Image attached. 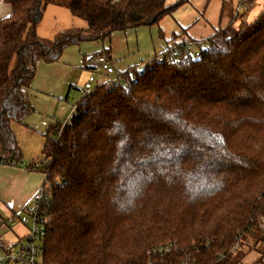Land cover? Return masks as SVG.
Returning <instances> with one entry per match:
<instances>
[{
  "label": "trees",
  "instance_id": "trees-1",
  "mask_svg": "<svg viewBox=\"0 0 264 264\" xmlns=\"http://www.w3.org/2000/svg\"><path fill=\"white\" fill-rule=\"evenodd\" d=\"M4 1L0 164L17 165L11 125L34 111L27 91L39 61L156 25L186 0H69L86 28L50 39L36 28L55 0ZM232 23L199 40L208 46L197 57L160 52L123 70L125 81L96 86L70 121L48 125L43 158L26 165L44 174L50 195L36 209L45 227L40 264H182L189 256L247 264L252 250L251 264H264V8L251 23ZM101 55L111 61L105 46L91 57ZM167 243L175 245L168 254L148 253Z\"/></svg>",
  "mask_w": 264,
  "mask_h": 264
},
{
  "label": "crops",
  "instance_id": "crops-1",
  "mask_svg": "<svg viewBox=\"0 0 264 264\" xmlns=\"http://www.w3.org/2000/svg\"><path fill=\"white\" fill-rule=\"evenodd\" d=\"M176 1L166 0V4H173ZM240 1L186 0L170 14L162 17L156 25L115 31L103 42H81L66 47L56 62L39 61L27 91L34 111L22 122L17 123L16 129L13 128L15 139L18 140V134H23V129H26L25 135L29 139L39 136L40 141L44 142V133L48 125L62 119L70 109L68 94L71 90L82 85L91 72L98 73V62L95 57H91V54L102 46L110 49V59L115 70L123 71L131 66H141L156 54L166 50L172 41L207 39L231 22L237 29L246 23H251L264 8V0H255L247 8L245 5H240ZM68 2L69 0H55L47 4L46 8L48 5L52 7L47 9L54 14L55 22L65 13L63 10L55 9H65L71 17L78 18L70 14L66 7ZM10 12L11 5L0 0V18L9 15ZM40 24L41 22L36 28L39 37L50 39L49 36L58 33L55 23L49 29L53 32L52 35H49L48 31L44 32L43 28L40 31ZM16 142L18 145L19 142ZM18 147L21 150L19 145ZM23 162L24 164L17 165L0 164V220L8 222L10 237L25 236L28 232L31 220L26 210L30 206L33 193L45 181L42 172L26 168V165L31 163ZM258 255L257 251H250L243 261L251 264Z\"/></svg>",
  "mask_w": 264,
  "mask_h": 264
},
{
  "label": "built area",
  "instance_id": "built-area-1",
  "mask_svg": "<svg viewBox=\"0 0 264 264\" xmlns=\"http://www.w3.org/2000/svg\"><path fill=\"white\" fill-rule=\"evenodd\" d=\"M208 46V41H172L168 44L166 50L162 52V55L169 54L171 57H178L181 54H189L192 57H197L202 49ZM159 59L163 58V56ZM98 62V73L96 71L91 72L85 82L74 87L75 94L73 99L76 102L70 105V109L62 121V125L72 119L77 109V102L89 95L96 86L101 84H112L125 81L123 71L115 70L113 63L108 60L105 56L101 55L96 58ZM144 64L137 66L136 69H141ZM97 74L99 77H97ZM103 77L102 79H99ZM71 93V92H70ZM68 94V96L70 95ZM50 195L46 191L45 187L42 185L38 188L32 195L30 206L28 207V214L31 220V225L25 236L21 237H10L8 236L9 227L8 222H3L0 220V264H40L37 261V257L42 254L43 251V233H44V223L42 219L37 214V207L39 203L49 200ZM257 223L264 236V218L258 217ZM239 236L236 237V242L233 245V249L238 246ZM175 245L173 243H167L164 245H156L148 250V253L156 254L162 257L168 254L172 247ZM182 264H195V262L189 256L187 262L181 261Z\"/></svg>",
  "mask_w": 264,
  "mask_h": 264
},
{
  "label": "rangeland",
  "instance_id": "rangeland-1",
  "mask_svg": "<svg viewBox=\"0 0 264 264\" xmlns=\"http://www.w3.org/2000/svg\"><path fill=\"white\" fill-rule=\"evenodd\" d=\"M102 1H104V0H102ZM47 8H52V7L50 5H48ZM47 8H46V11H44L43 19L41 21V24L39 25L40 31H42V28H43L44 32L48 31L49 35H52L53 32L49 29H51V27L54 25V23H55V29H57L56 30L57 32L63 31L66 29H83V28H86V22L84 20L71 17L69 15L68 11L65 9H55V10H63V12H65L64 16L55 22L53 19L54 14H52L50 9H47ZM225 8H227V5H225ZM245 8H247V7H245ZM75 22H78L79 24H76ZM49 37L52 38L53 36H49ZM47 39H49V38H47ZM74 94H75L74 89H72L70 95L68 96L69 108H70V105H72L76 102V100L73 99ZM68 111H69V109H68ZM67 113L64 115V117L62 119H60V121L64 120ZM17 126H18V124L16 122H12V125H11L12 130H13V128L16 129ZM22 132H23V134H18V137H17L18 140H16V141L19 142L18 145L21 148V152H22L23 159H24L23 161H25V163L29 164V163H33L34 161L41 160L43 158V155H42L43 144L42 143H44V142L40 141L39 136L32 137V139H29L25 135L26 129H23ZM33 134L34 133H32V136H33ZM250 243H252V241H250ZM245 251H247V248H245ZM41 255L42 254H40L37 257V261L39 263H41Z\"/></svg>",
  "mask_w": 264,
  "mask_h": 264
}]
</instances>
